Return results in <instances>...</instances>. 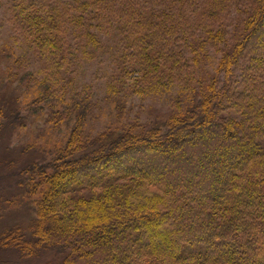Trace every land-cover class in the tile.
<instances>
[{"label": "trees", "instance_id": "16d2710c", "mask_svg": "<svg viewBox=\"0 0 264 264\" xmlns=\"http://www.w3.org/2000/svg\"><path fill=\"white\" fill-rule=\"evenodd\" d=\"M46 3L16 8L49 84L21 75L36 97L25 116L0 107V133L47 116L67 140L48 162L1 164L2 252L49 251L45 264H264V0ZM99 34L118 49L116 95L129 81L128 97L180 93L165 121L88 135L94 105L65 100L60 71L79 53L93 59Z\"/></svg>", "mask_w": 264, "mask_h": 264}, {"label": "rangeland", "instance_id": "374dc122", "mask_svg": "<svg viewBox=\"0 0 264 264\" xmlns=\"http://www.w3.org/2000/svg\"><path fill=\"white\" fill-rule=\"evenodd\" d=\"M17 1L19 0H0V107L5 113L20 112L22 116H25L27 104L36 95L27 89L29 80L26 81V84L20 85L18 78L26 73L31 74L32 81H45L49 84L50 77L49 72L43 70L34 49L29 47L24 40L23 32L19 26V21L23 19L24 14H18ZM31 1L35 2V5L47 4L46 0ZM112 37L99 34V45L103 49L94 52L93 59H80L81 54L79 53V58L74 65L60 71L62 78H65L60 84V88L66 87L65 100L70 94L80 93L90 98V102L94 105L86 126L88 135L93 139L104 132L114 130L138 132L142 128L153 127L156 122L165 121L173 113V103L178 98V94L180 97V93L176 90H169L156 96L145 95L142 97V95L135 94L128 97L125 90L129 88L130 81L122 86L123 88L116 95L113 79L118 77L119 70L116 68V62L119 56L114 54L118 49L113 47ZM69 44L72 52L76 55L75 41L71 40ZM64 50L68 51V45L65 44ZM212 65L215 66V62ZM128 75V80L134 82L133 79L137 77L135 72L130 71ZM209 77H212V71L205 79H209ZM187 97L186 95L182 96L181 102L189 101ZM1 120L3 121L0 118ZM46 120L47 116L25 117L23 120L20 119L19 122L11 124L7 130H1L0 170H5L2 165L6 166L7 162L20 161L29 155L35 162H48L55 150L59 146H63L67 140V130L62 127L60 130L54 131L51 126L46 124ZM5 148L6 151L3 152ZM4 173H8V171L5 170ZM2 194L5 195V192ZM22 215L21 217L25 218L26 214ZM29 216L32 218L33 212H30ZM11 218L9 217V219ZM27 227L28 223L26 222L22 229L29 231ZM1 232L3 233V230ZM2 251L0 249V264H45L52 258L49 251H44L43 259L39 261L34 256L24 254L25 251L22 252L15 247L9 246L4 252ZM21 253L22 257H20Z\"/></svg>", "mask_w": 264, "mask_h": 264}]
</instances>
